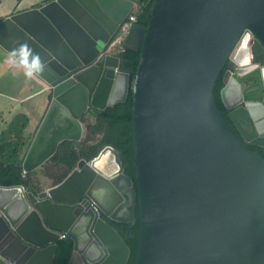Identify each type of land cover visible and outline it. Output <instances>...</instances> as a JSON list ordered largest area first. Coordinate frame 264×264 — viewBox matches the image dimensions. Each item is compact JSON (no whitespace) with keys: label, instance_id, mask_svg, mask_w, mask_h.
Returning a JSON list of instances; mask_svg holds the SVG:
<instances>
[{"label":"water","instance_id":"95a60500","mask_svg":"<svg viewBox=\"0 0 264 264\" xmlns=\"http://www.w3.org/2000/svg\"><path fill=\"white\" fill-rule=\"evenodd\" d=\"M135 5L50 0L0 20V45L38 73L50 100L26 172L81 140L91 107L126 101L131 75L107 46ZM149 17L127 44L141 48L135 177L106 145L38 193L0 185V264H53L63 233L74 241L69 264H127L131 249L109 220L130 200L135 264H264V157L248 148L264 147V0H154ZM223 69L237 133L214 92Z\"/></svg>","mask_w":264,"mask_h":264},{"label":"trees","instance_id":"16d2710c","mask_svg":"<svg viewBox=\"0 0 264 264\" xmlns=\"http://www.w3.org/2000/svg\"><path fill=\"white\" fill-rule=\"evenodd\" d=\"M2 0H0L1 2ZM154 0L136 1L134 14L137 16L135 27H147L150 21L149 14ZM140 49L129 45L125 51H119L121 68L131 75L130 89L126 101L114 106L100 109L91 107L83 117L86 135L81 140H63L57 151L48 158L39 168L26 172L23 162L33 133L28 132L30 118L27 112L10 109V122L0 131V185H21L26 190L38 193L43 189L41 175L49 177L53 185L60 183L77 165L81 158L91 159L96 156L106 145L119 149L124 156L125 172L130 176L136 174L134 157V97L136 90V71L140 62ZM225 70L221 72L214 92L219 108L224 112V119L233 133L238 129L229 117V110L222 102L220 92L225 86ZM22 81L16 82L20 85ZM248 148L258 151L264 157V147L249 144ZM137 188V187H135ZM131 206V205H130ZM136 212H139L137 204ZM110 223L119 231L131 249L127 264H135L139 248V235L137 229L140 219L136 216L134 225L122 219H110ZM74 249V241L69 236L58 240V250L54 256L53 264H69Z\"/></svg>","mask_w":264,"mask_h":264},{"label":"crops","instance_id":"0c3cea01","mask_svg":"<svg viewBox=\"0 0 264 264\" xmlns=\"http://www.w3.org/2000/svg\"><path fill=\"white\" fill-rule=\"evenodd\" d=\"M50 0H2L0 2V20L5 19L15 13L41 6ZM139 32L134 27L127 38L129 44L138 41ZM26 44L19 46L17 50L24 48ZM2 53L0 54V131L10 122L9 110L27 112L30 123L28 132L35 134L45 115L50 100L42 93L43 80L38 73L29 68L18 58L4 49L0 45ZM11 73V77L7 75ZM22 81L20 85L16 82ZM120 83L115 91L119 92ZM37 112L34 114V106ZM47 179H45L46 181Z\"/></svg>","mask_w":264,"mask_h":264},{"label":"built area","instance_id":"2783aa9c","mask_svg":"<svg viewBox=\"0 0 264 264\" xmlns=\"http://www.w3.org/2000/svg\"><path fill=\"white\" fill-rule=\"evenodd\" d=\"M135 3L136 1L138 0H134ZM137 21V16L134 14L133 17L131 19H128L127 21L124 22V24L122 25V27L120 28L118 34L114 37V39H112L108 46H107V51L111 54H116L118 55L117 53L119 51H125L126 48L128 47V43H127V38L128 36L130 35L133 27H134V24L135 22ZM128 23V26L125 28L128 36L124 37L123 35H120V32L122 30V28ZM253 38V36H252ZM118 69V68H117ZM96 207V205H95ZM67 235L66 234H62V238H65Z\"/></svg>","mask_w":264,"mask_h":264},{"label":"flooded vegetation","instance_id":"af4514ba","mask_svg":"<svg viewBox=\"0 0 264 264\" xmlns=\"http://www.w3.org/2000/svg\"><path fill=\"white\" fill-rule=\"evenodd\" d=\"M139 31H140V29H139ZM121 82H122V78L119 79L120 87H119V92L117 94V97L120 96L121 93H122ZM130 192H131V190H127V194L128 193L130 194ZM125 204H126V206H123L118 212L115 213V215H114L115 219L125 220V219H129L130 218V212H129L128 209H126V207L131 204V200L128 201L127 203H125Z\"/></svg>","mask_w":264,"mask_h":264},{"label":"rangeland","instance_id":"374dc122","mask_svg":"<svg viewBox=\"0 0 264 264\" xmlns=\"http://www.w3.org/2000/svg\"><path fill=\"white\" fill-rule=\"evenodd\" d=\"M127 26H128V23L122 28V30H121V32H120V35H123L124 37L128 36V34H127L126 30H125V28H126ZM1 53H2V49H1V47H0V54H1ZM7 75H9V77L12 78L11 73H8ZM32 105L34 106V114H36V112H37V107H35V103H33ZM41 179H42V181H43V183H44L43 188H44V187H48V186L53 185L52 180H51L49 177H46L44 174L41 175ZM45 179H47V180L45 181Z\"/></svg>","mask_w":264,"mask_h":264},{"label":"bare ground","instance_id":"6f19581e","mask_svg":"<svg viewBox=\"0 0 264 264\" xmlns=\"http://www.w3.org/2000/svg\"><path fill=\"white\" fill-rule=\"evenodd\" d=\"M245 52H246V49H245V47L243 46V47L241 48L240 52H239V56H240V57L244 56ZM99 163H100V165H101L103 162L101 161V162H99Z\"/></svg>","mask_w":264,"mask_h":264},{"label":"clouds","instance_id":"9594fccd","mask_svg":"<svg viewBox=\"0 0 264 264\" xmlns=\"http://www.w3.org/2000/svg\"><path fill=\"white\" fill-rule=\"evenodd\" d=\"M130 19H131V18H130ZM134 27H135V25H134ZM134 27H133V28H134ZM116 35H117V34H116ZM116 35H114V37H115ZM114 37H113V39H114ZM127 43H128V42H127ZM23 188H24V187H23ZM24 189H25V188H24ZM66 237H67V236H66ZM61 238H62V237H61Z\"/></svg>","mask_w":264,"mask_h":264}]
</instances>
